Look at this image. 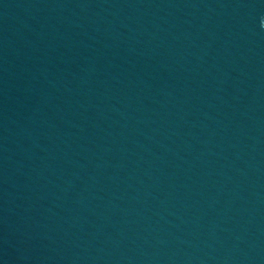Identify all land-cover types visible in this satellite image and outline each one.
<instances>
[{"label": "water", "instance_id": "95a60500", "mask_svg": "<svg viewBox=\"0 0 264 264\" xmlns=\"http://www.w3.org/2000/svg\"><path fill=\"white\" fill-rule=\"evenodd\" d=\"M0 264H264V0H0Z\"/></svg>", "mask_w": 264, "mask_h": 264}]
</instances>
